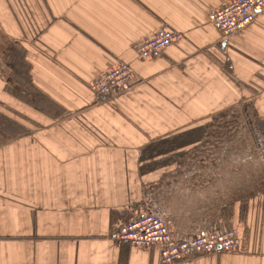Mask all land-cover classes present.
I'll return each instance as SVG.
<instances>
[{"label": "crops", "instance_id": "1", "mask_svg": "<svg viewBox=\"0 0 264 264\" xmlns=\"http://www.w3.org/2000/svg\"><path fill=\"white\" fill-rule=\"evenodd\" d=\"M229 1L0 0L15 86L0 64V115L17 127L0 142V264H162L158 245L115 239L146 193L174 234L225 230L208 166L188 153L205 149L226 111L264 119V14L227 37L209 16ZM163 28L183 39L140 59L135 46ZM120 63L133 69L132 89L94 94ZM194 184L198 197L186 194ZM253 202L233 221L243 253L177 264H264V205Z\"/></svg>", "mask_w": 264, "mask_h": 264}, {"label": "built area", "instance_id": "2", "mask_svg": "<svg viewBox=\"0 0 264 264\" xmlns=\"http://www.w3.org/2000/svg\"><path fill=\"white\" fill-rule=\"evenodd\" d=\"M264 14V0H230L209 16L210 23L227 37L252 24ZM183 36L163 28L135 46L142 60H155L166 49L180 42ZM134 72L127 63H120L91 84L90 89L100 97H116L132 89ZM116 241L138 249L160 247L162 264H177L198 255L244 252L238 230H197L193 234H174L168 225L166 211L155 204L154 194L146 193L140 211L118 227Z\"/></svg>", "mask_w": 264, "mask_h": 264}, {"label": "rangeland", "instance_id": "3", "mask_svg": "<svg viewBox=\"0 0 264 264\" xmlns=\"http://www.w3.org/2000/svg\"><path fill=\"white\" fill-rule=\"evenodd\" d=\"M1 38L0 33V64L6 68L3 73L7 74V83L14 88L9 75L13 63L9 53L12 52L9 51V42ZM222 116L221 119L212 121L208 140L204 143L205 149L191 151L188 157L194 161L202 159L208 166L203 182L206 183V189H209L210 199L214 204L211 213H216L218 205L217 210L225 230H238L241 225L239 222L234 223V218L240 221L248 216L249 202L256 201L261 205L260 209L264 205V119H242L230 110ZM16 128L5 116L0 115V142L15 136V132L11 131ZM193 164L194 162L190 165ZM190 172L187 171L191 177L202 176L201 172ZM201 185H189L186 194L198 197L200 190L197 187ZM202 196L207 198L205 194ZM222 205L226 207L225 212L221 209ZM199 228L204 229L205 226H198L189 234L201 230Z\"/></svg>", "mask_w": 264, "mask_h": 264}]
</instances>
